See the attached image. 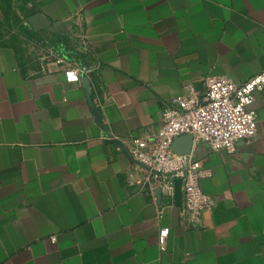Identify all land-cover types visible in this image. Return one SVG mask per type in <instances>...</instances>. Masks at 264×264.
<instances>
[{
  "label": "crops",
  "instance_id": "0c3cea01",
  "mask_svg": "<svg viewBox=\"0 0 264 264\" xmlns=\"http://www.w3.org/2000/svg\"><path fill=\"white\" fill-rule=\"evenodd\" d=\"M32 1L52 44L91 72L69 82L0 42V264H264L263 91L251 143L233 153L195 148L211 171L201 185L216 197L204 228L183 227L177 206L158 217L127 183L123 149L151 137L163 103L189 85L264 70V0Z\"/></svg>",
  "mask_w": 264,
  "mask_h": 264
},
{
  "label": "built area",
  "instance_id": "2783aa9c",
  "mask_svg": "<svg viewBox=\"0 0 264 264\" xmlns=\"http://www.w3.org/2000/svg\"><path fill=\"white\" fill-rule=\"evenodd\" d=\"M47 46L51 57L44 62L46 65L63 70L69 82H85L90 67L68 55L61 43L48 42ZM259 91L264 92V70L244 81L228 74H209L201 90L189 85L186 93L163 103L161 124L151 137L130 138L123 147L132 159L127 168V183L151 197L158 206V217L165 207L177 206L181 208L183 227L204 228V212L215 206L216 197L201 185V179L211 171L195 156V148L203 144L214 151L233 153L238 141L251 143L259 130V114L254 105ZM88 96L95 118L101 122V107L93 102L90 92ZM183 136L191 138L189 151L174 148L176 139ZM178 182L181 200L177 199ZM169 233V227L159 231L161 250L166 249ZM52 240L56 241V237Z\"/></svg>",
  "mask_w": 264,
  "mask_h": 264
},
{
  "label": "rangeland",
  "instance_id": "374dc122",
  "mask_svg": "<svg viewBox=\"0 0 264 264\" xmlns=\"http://www.w3.org/2000/svg\"><path fill=\"white\" fill-rule=\"evenodd\" d=\"M36 11L32 0H0V42L13 46L25 65H40L51 57L44 24L31 17ZM56 48V47H55Z\"/></svg>",
  "mask_w": 264,
  "mask_h": 264
},
{
  "label": "water",
  "instance_id": "95a60500",
  "mask_svg": "<svg viewBox=\"0 0 264 264\" xmlns=\"http://www.w3.org/2000/svg\"><path fill=\"white\" fill-rule=\"evenodd\" d=\"M181 138H185V139H187V144H186V146H184V147H182V148H179V147L177 146V143H178V140L181 139ZM116 141H117V140H116ZM117 142H118V141H117ZM190 147H191V138H190V137H187V136L180 137V138L176 139V141L174 142V148H175L176 150L189 151ZM179 186H180V182H178V188H179ZM177 199H178V200H181V190H180V188L178 189V192H177Z\"/></svg>",
  "mask_w": 264,
  "mask_h": 264
}]
</instances>
